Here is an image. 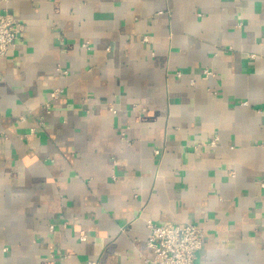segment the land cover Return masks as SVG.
Masks as SVG:
<instances>
[{"label": "crops", "instance_id": "1", "mask_svg": "<svg viewBox=\"0 0 264 264\" xmlns=\"http://www.w3.org/2000/svg\"><path fill=\"white\" fill-rule=\"evenodd\" d=\"M5 13L0 264H151L148 222L200 228L196 264H264V0Z\"/></svg>", "mask_w": 264, "mask_h": 264}, {"label": "built area", "instance_id": "2", "mask_svg": "<svg viewBox=\"0 0 264 264\" xmlns=\"http://www.w3.org/2000/svg\"><path fill=\"white\" fill-rule=\"evenodd\" d=\"M23 31L24 25L14 16L7 13L0 14V58L5 57L8 51L16 46ZM144 41L147 42L148 38ZM83 47L89 48V45L84 44ZM205 75L210 76L212 73L205 71ZM62 93L63 90L52 92L51 100L57 99ZM45 108L49 113L51 101L46 103ZM111 111L117 113L114 108H111ZM147 228L150 233L147 246L154 253L151 264H196L205 241L203 231L196 225L148 222Z\"/></svg>", "mask_w": 264, "mask_h": 264}]
</instances>
